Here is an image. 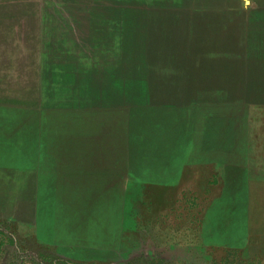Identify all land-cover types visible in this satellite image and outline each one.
I'll return each mask as SVG.
<instances>
[{"label": "rangeland", "instance_id": "374dc122", "mask_svg": "<svg viewBox=\"0 0 264 264\" xmlns=\"http://www.w3.org/2000/svg\"><path fill=\"white\" fill-rule=\"evenodd\" d=\"M263 27L264 0H0V263L264 264V99L232 97ZM208 75L231 97L167 92ZM209 130L249 178L195 165Z\"/></svg>", "mask_w": 264, "mask_h": 264}, {"label": "crops", "instance_id": "0c3cea01", "mask_svg": "<svg viewBox=\"0 0 264 264\" xmlns=\"http://www.w3.org/2000/svg\"><path fill=\"white\" fill-rule=\"evenodd\" d=\"M264 29V27H263ZM264 33V32H263ZM252 39L241 38L238 42L237 39L230 38L228 41L231 44H244V43H250ZM235 48V47H232ZM250 50V48H244L240 47V50ZM259 50V54H251L248 53L247 56H245V59L241 62L245 63L243 66L249 68V70L245 73V78L242 80H246L245 83L241 84L239 88L237 89L238 94L233 95L232 97L239 98L240 105L248 111L249 106L252 105L254 100L264 99V36L263 40L259 42L258 47L256 48ZM201 77H191L192 84L190 82L184 83L181 86L176 85L175 90H172V88H168L167 92H175L177 89L181 91V94L179 97L181 98H188L190 93L199 92V90L203 87L207 88V91H211L214 93L221 94V97H231V95L228 94L229 91H231L232 86H227V84H230V78L226 76H207V84L203 81H200ZM163 81H161L162 83ZM215 83V84H214ZM214 84V85H213ZM153 89H156L159 87V85L156 84L154 81V84L151 85ZM160 88V87H159ZM234 91V88L232 89ZM156 92V91H155ZM163 93L164 90H161ZM164 95V94H162ZM168 95V94H165ZM191 97L194 95L191 94ZM195 96H198L195 95ZM190 97V98H191ZM208 137H203L200 139L199 142H194L193 146L196 147L195 150L198 151L200 156L203 160L199 161L195 165H198L201 169L205 170V167L212 168L213 172H216L218 170L225 172V175L230 178L235 179H245L249 178V175H246L245 172L248 171V164L249 160L242 161L244 157H248V150L249 147H251L250 140H242V139H216L214 134L210 132V130L206 133ZM247 148V149H245ZM247 151V155L245 156ZM234 153V154H233ZM244 153V154H243ZM233 159V160H232ZM246 162V168L245 163ZM246 185V183H245ZM173 187V186H170ZM239 187H247L242 186V184H239ZM247 193L248 191L244 190H238L237 193Z\"/></svg>", "mask_w": 264, "mask_h": 264}, {"label": "trees", "instance_id": "16d2710c", "mask_svg": "<svg viewBox=\"0 0 264 264\" xmlns=\"http://www.w3.org/2000/svg\"><path fill=\"white\" fill-rule=\"evenodd\" d=\"M47 260V259H46ZM0 264H7V263H0ZM36 264H42V263H36ZM51 264H65V262H63V261H60V260H54L53 261V263H51Z\"/></svg>", "mask_w": 264, "mask_h": 264}]
</instances>
